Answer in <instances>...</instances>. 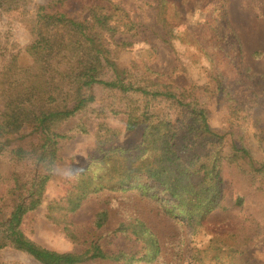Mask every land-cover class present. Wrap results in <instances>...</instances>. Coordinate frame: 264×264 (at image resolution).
I'll return each instance as SVG.
<instances>
[{"label": "trees", "instance_id": "16d2710c", "mask_svg": "<svg viewBox=\"0 0 264 264\" xmlns=\"http://www.w3.org/2000/svg\"><path fill=\"white\" fill-rule=\"evenodd\" d=\"M217 1L200 33L185 20L205 0H155L151 21L118 0L38 6L35 0H0V187L7 184L0 196V253L18 250L42 264H153L162 244L139 216L112 230L106 208L88 224L71 218L94 197L131 189L180 226V247L190 251L180 249L175 264H247L244 255L264 235V224L224 214L246 200L242 194L227 200L233 171L264 189V158H255L246 139L253 129L264 147V72L241 57L228 0ZM15 23L26 26L24 44ZM157 42L177 59L170 71L158 67L163 56ZM139 46L138 66H123L122 55ZM24 52L30 64L22 62ZM223 59L232 67L226 69ZM194 65L204 79L190 75ZM216 112L223 114L224 129L213 126ZM86 117L97 121L101 152L70 176L65 195L48 203L49 218L81 247L59 252L27 235L25 218L45 201L65 142L89 134L86 121L68 131L67 125ZM113 120L128 132L141 131V141L124 150L112 146L122 136Z\"/></svg>", "mask_w": 264, "mask_h": 264}, {"label": "rangeland", "instance_id": "374dc122", "mask_svg": "<svg viewBox=\"0 0 264 264\" xmlns=\"http://www.w3.org/2000/svg\"><path fill=\"white\" fill-rule=\"evenodd\" d=\"M51 0H35V5L46 4ZM123 2L127 9L133 11L134 15L139 16L143 20H154L155 0H118ZM217 0H205L198 10L188 15L185 20L189 27H197L200 33L208 28L207 22L214 16V8L218 5ZM226 9L229 14V19L234 28L242 39L244 47L241 55L244 61L252 66L254 71L264 72V0H228ZM14 34L22 44L27 42L28 32L26 26L22 23H15ZM162 51V63H158V67L170 71V68L177 64L176 57L165 44L157 42ZM206 43V42H205ZM144 46V45H143ZM183 48V46H181ZM139 48L132 53L124 54L121 57V63L125 67L135 68L139 64L140 54ZM262 51V55L256 52ZM256 54V55H255ZM233 56V55H232ZM182 62L186 65H192L193 60L181 56ZM21 60L24 64H30L31 58L24 52L21 53ZM201 65H207L200 58L198 60ZM224 67H232L230 63L223 59ZM190 75L197 79L202 73L198 67L194 65V69L190 70ZM244 93L241 94V97ZM245 96V95H244ZM251 102V101H249ZM253 103V102H251ZM253 106V105H252ZM223 114L218 112L213 116V126L225 128L223 124ZM80 120L86 121L89 126V134H77L73 138L65 142L60 152L61 159L55 165L54 174L48 184L45 201L36 210L29 213L25 218L24 229L27 235L42 246L56 250L59 252H76L80 251L81 247L76 246L68 239L62 228L56 225L49 218L48 203L65 195L68 190V180L71 175H75L82 168L91 162L92 157H100L101 150L98 147L96 140L97 121L91 118H77L67 125L66 131L72 130ZM113 125L122 130L121 138L112 144L114 147H120L123 150L128 147L133 148L141 141L142 132H128L124 129L119 121L113 120ZM255 130L247 131L246 139L249 148L253 152L256 159L264 158V147H260L255 137ZM74 134V132H72ZM227 193L228 201H235L238 194L245 196L243 206L234 207L229 213L231 217L254 216L264 224V189L257 190L248 181V178L237 170L229 175ZM7 185V184H6ZM6 185L0 187V196L5 192ZM264 186V183H263ZM131 189L117 190L106 192L87 201L83 207L74 215L72 220L79 224H88L93 221L97 212L102 209H108L110 212L109 230L116 227L119 222L127 218L137 215L142 218L152 230L159 236L162 244V253L159 260L153 264H175L177 260L176 254L180 249L190 251L188 246L181 248V228L172 217L159 207L156 202H152L139 194H131ZM232 202V203H233ZM189 233L187 229H183V235ZM189 253H187V257ZM0 260L7 264L22 263V264H42L34 259L31 255L14 249H4L0 253ZM244 260L247 264H264V235L259 239L249 251L244 255ZM189 261V260H188ZM83 264H118L107 261H91Z\"/></svg>", "mask_w": 264, "mask_h": 264}]
</instances>
